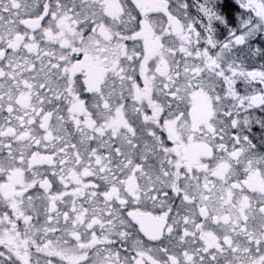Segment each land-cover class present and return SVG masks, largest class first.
I'll return each mask as SVG.
<instances>
[{"label": "snow or ice", "instance_id": "1", "mask_svg": "<svg viewBox=\"0 0 264 264\" xmlns=\"http://www.w3.org/2000/svg\"><path fill=\"white\" fill-rule=\"evenodd\" d=\"M0 264H264V0H0Z\"/></svg>", "mask_w": 264, "mask_h": 264}]
</instances>
